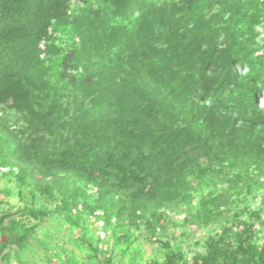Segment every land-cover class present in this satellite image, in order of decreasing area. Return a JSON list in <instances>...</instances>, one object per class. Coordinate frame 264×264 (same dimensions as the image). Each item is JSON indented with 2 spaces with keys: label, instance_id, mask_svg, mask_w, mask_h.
I'll return each instance as SVG.
<instances>
[{
  "label": "trees",
  "instance_id": "1",
  "mask_svg": "<svg viewBox=\"0 0 264 264\" xmlns=\"http://www.w3.org/2000/svg\"><path fill=\"white\" fill-rule=\"evenodd\" d=\"M0 262L264 264V0H0Z\"/></svg>",
  "mask_w": 264,
  "mask_h": 264
},
{
  "label": "rangeland",
  "instance_id": "2",
  "mask_svg": "<svg viewBox=\"0 0 264 264\" xmlns=\"http://www.w3.org/2000/svg\"><path fill=\"white\" fill-rule=\"evenodd\" d=\"M145 248H146V253L149 255V254H151L152 253V251H153V247L150 245V244H146L145 245ZM0 264H2V262H0Z\"/></svg>",
  "mask_w": 264,
  "mask_h": 264
}]
</instances>
